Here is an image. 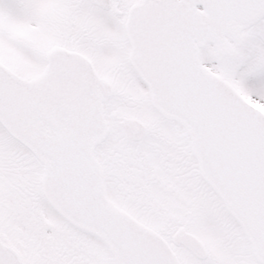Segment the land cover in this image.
Here are the masks:
<instances>
[{
    "label": "snow or ice",
    "instance_id": "6c2138e0",
    "mask_svg": "<svg viewBox=\"0 0 264 264\" xmlns=\"http://www.w3.org/2000/svg\"><path fill=\"white\" fill-rule=\"evenodd\" d=\"M0 264H264V0H0Z\"/></svg>",
    "mask_w": 264,
    "mask_h": 264
}]
</instances>
